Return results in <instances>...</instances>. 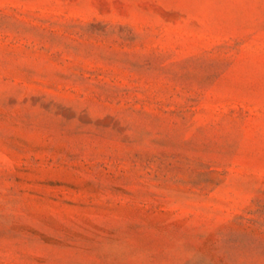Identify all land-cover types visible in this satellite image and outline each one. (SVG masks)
Instances as JSON below:
<instances>
[{
  "label": "rangeland",
  "instance_id": "obj_1",
  "mask_svg": "<svg viewBox=\"0 0 264 264\" xmlns=\"http://www.w3.org/2000/svg\"><path fill=\"white\" fill-rule=\"evenodd\" d=\"M0 264H264V0H0Z\"/></svg>",
  "mask_w": 264,
  "mask_h": 264
}]
</instances>
